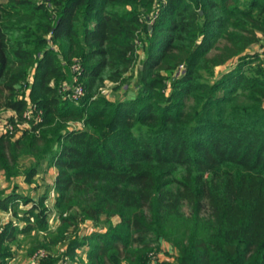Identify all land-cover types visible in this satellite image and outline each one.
<instances>
[{
    "label": "trees",
    "instance_id": "obj_1",
    "mask_svg": "<svg viewBox=\"0 0 264 264\" xmlns=\"http://www.w3.org/2000/svg\"><path fill=\"white\" fill-rule=\"evenodd\" d=\"M254 46L264 0H0V112L15 127L0 135V264L25 247L29 264H264ZM76 64L79 102L62 93ZM26 89L43 115L21 131ZM51 168L53 204L22 192Z\"/></svg>",
    "mask_w": 264,
    "mask_h": 264
},
{
    "label": "rangeland",
    "instance_id": "obj_2",
    "mask_svg": "<svg viewBox=\"0 0 264 264\" xmlns=\"http://www.w3.org/2000/svg\"><path fill=\"white\" fill-rule=\"evenodd\" d=\"M40 1H44V0H40ZM148 24H149V25H153V20H150ZM261 37H262V36H261ZM249 52H250L251 54H252V53H258V52H260V53H264V48H262L261 46H258V47L254 46L253 48L250 49ZM140 53H142V51H140ZM233 64H236V61L231 62V63L229 64V66H226L225 68L217 69V73H218V75L221 76L222 73L227 72V71H228L227 68H229V67L232 66ZM137 75H138V70H135V72H134V80H132V82L136 83V80H135V79L137 78ZM72 81H73V78H71V79L69 80L68 86H69V85H72ZM69 87H71V86H69ZM131 88H132V87H131ZM129 93H130V92L127 90L126 87L121 88L120 90H116V89L113 88V86H109L108 89L105 91V95H106L109 99H111V100L126 99V98H128ZM29 94H30V90H29V89H28V90L26 89V93H25V95H24V99H26L27 102H28V108H27V110H31L32 107L34 106V103L31 101V99H30V97H29ZM27 110H26V111H27ZM30 112H31V111H30ZM13 115H14V113H12V112H0V135H3V134H5V133H8V128H7V126L10 125L9 118L12 117ZM24 124H29V123L26 122V123H22V124H20V125L23 126ZM28 128H29V126L24 125V126L21 128V131H25V130L28 129ZM3 176H4L3 174H2V175L0 174V189H5V188L8 186V184L4 181V178H2ZM38 179H39V178H38ZM23 182H24V181H23L22 178H20V179L18 180V183L20 184V189H21V187H22L21 190L24 191L25 194H31L30 191H29V188H25V189H24V187H25V186L28 187V185H27V184H24ZM33 184H34V183H33ZM4 186H5V188H3ZM29 186H30V185H29ZM24 208H25V207H24ZM114 222L117 223L118 220H117V219H114ZM51 224H52L54 227L56 226V223L54 222L53 219L51 220ZM84 229H87V230L92 231V229H93V224L90 223V224L86 225V226L84 227ZM93 230H94V229H93ZM26 251H27V248L25 247V249L22 250V251H20V254H18V255H20V256H19V262H18L19 264H29L28 261H27V259H26V256H25V255H26ZM168 253H170L169 255H170V257H171V256L175 253V250H174V249H171L169 245H165L164 248L162 249V251H161L157 256H155V257H156V259H158V260L165 261V260L169 259V255H168ZM79 254H82L83 257H84V259H86L85 251H84L83 253H82V251H81Z\"/></svg>",
    "mask_w": 264,
    "mask_h": 264
},
{
    "label": "built area",
    "instance_id": "obj_3",
    "mask_svg": "<svg viewBox=\"0 0 264 264\" xmlns=\"http://www.w3.org/2000/svg\"><path fill=\"white\" fill-rule=\"evenodd\" d=\"M260 54H261V56H260V64H261V67H262L263 72H264V53H260ZM72 74H73V76H72V78H73L72 85H69L71 87H69L68 85H65L62 88V93H63V95L66 98H68V99H70V100H72L74 102H79L80 99L84 96V93H85L84 87L79 83V78H78L80 76V74H81V67L79 65H77V64L73 65ZM42 115H43V112L38 110L37 106L34 104V106L32 107L31 110H27L25 112L24 118L26 119L27 123H30L32 121L39 122L42 119ZM24 125H27V126L30 127V124H24ZM23 126L22 125L19 126L20 130H21V128ZM7 128H8V133H14L15 132V127L12 124L7 126ZM45 256H46L45 252H42V251L38 252L32 258V264H38V260L43 258V257H45Z\"/></svg>",
    "mask_w": 264,
    "mask_h": 264
},
{
    "label": "crops",
    "instance_id": "obj_4",
    "mask_svg": "<svg viewBox=\"0 0 264 264\" xmlns=\"http://www.w3.org/2000/svg\"><path fill=\"white\" fill-rule=\"evenodd\" d=\"M258 47V46H256ZM72 78L71 73H69V80ZM132 92L129 93L128 97L132 96ZM1 175L3 173H0ZM57 176V169L56 168H51V169H43L41 171V173L35 178V182L32 185H28V187H24L25 188H29V191L31 194H26V195H30L34 198H37L40 195L43 194H47L49 195V199H48V203L53 204L54 203V198L51 194L54 192L53 188H54V182ZM2 178H4L5 181V177L3 176ZM39 178V179H38ZM24 181V180H23ZM24 184H26L25 182H23ZM5 188V186L3 187ZM22 189V187H21ZM24 193V191H22ZM25 194V193H24ZM9 219H11V215L4 213V212H0V224H5L9 221ZM18 254H20V252H18ZM19 256H16V258L10 262V264H19Z\"/></svg>",
    "mask_w": 264,
    "mask_h": 264
},
{
    "label": "water",
    "instance_id": "obj_5",
    "mask_svg": "<svg viewBox=\"0 0 264 264\" xmlns=\"http://www.w3.org/2000/svg\"><path fill=\"white\" fill-rule=\"evenodd\" d=\"M150 29H152V26H150Z\"/></svg>",
    "mask_w": 264,
    "mask_h": 264
}]
</instances>
